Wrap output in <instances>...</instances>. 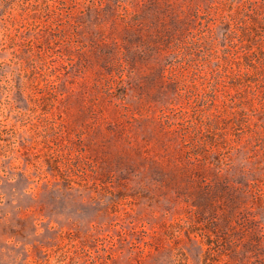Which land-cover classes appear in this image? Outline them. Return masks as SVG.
I'll return each instance as SVG.
<instances>
[{
  "label": "rangeland",
  "instance_id": "374dc122",
  "mask_svg": "<svg viewBox=\"0 0 264 264\" xmlns=\"http://www.w3.org/2000/svg\"><path fill=\"white\" fill-rule=\"evenodd\" d=\"M0 264H264V0H0Z\"/></svg>",
  "mask_w": 264,
  "mask_h": 264
}]
</instances>
